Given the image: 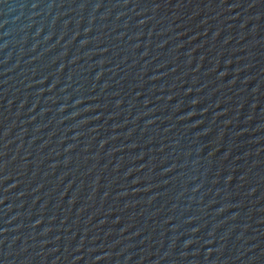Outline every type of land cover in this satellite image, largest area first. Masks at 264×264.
Masks as SVG:
<instances>
[{
	"label": "water",
	"instance_id": "water-1",
	"mask_svg": "<svg viewBox=\"0 0 264 264\" xmlns=\"http://www.w3.org/2000/svg\"><path fill=\"white\" fill-rule=\"evenodd\" d=\"M0 264H264V0H0Z\"/></svg>",
	"mask_w": 264,
	"mask_h": 264
}]
</instances>
